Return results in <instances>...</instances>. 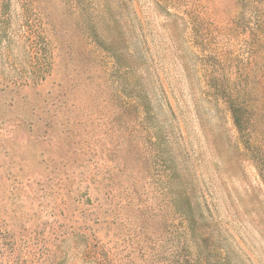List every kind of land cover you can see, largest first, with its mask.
<instances>
[{
    "label": "rangeland",
    "instance_id": "obj_1",
    "mask_svg": "<svg viewBox=\"0 0 264 264\" xmlns=\"http://www.w3.org/2000/svg\"><path fill=\"white\" fill-rule=\"evenodd\" d=\"M177 192L264 264V0H0V264H195Z\"/></svg>",
    "mask_w": 264,
    "mask_h": 264
},
{
    "label": "trees",
    "instance_id": "obj_2",
    "mask_svg": "<svg viewBox=\"0 0 264 264\" xmlns=\"http://www.w3.org/2000/svg\"><path fill=\"white\" fill-rule=\"evenodd\" d=\"M5 31L6 27L3 28ZM40 38V37H39ZM29 51L35 60H43V57H46L47 54L44 52V48L39 41H37L32 48H29ZM44 55V56H43ZM36 64V63H35ZM43 64V63H42ZM39 64L38 66H34V77L37 79L43 80L46 76V71H48L47 66H43ZM143 107H147L144 104ZM236 124L239 125V119L235 115ZM172 202L177 208L178 212L184 219L182 223H180L179 234L182 237L181 244L183 249L186 250L187 255L196 260L195 264H210L206 258L213 256L212 264H221L222 260L228 261L229 264H233L230 256L226 258H221V255L216 253L215 248L209 247L207 244H204V239H199L198 236L202 237V233L198 231V219L202 215V212H198L193 205V201L188 192H177L176 195L172 196ZM206 242V241H205ZM212 253V254H211ZM187 261V256L185 258ZM186 264V263H185Z\"/></svg>",
    "mask_w": 264,
    "mask_h": 264
}]
</instances>
